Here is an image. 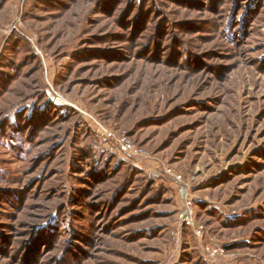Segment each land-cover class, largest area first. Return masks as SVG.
<instances>
[{
  "label": "rangeland",
  "instance_id": "1",
  "mask_svg": "<svg viewBox=\"0 0 264 264\" xmlns=\"http://www.w3.org/2000/svg\"><path fill=\"white\" fill-rule=\"evenodd\" d=\"M0 264H264V0H0Z\"/></svg>",
  "mask_w": 264,
  "mask_h": 264
},
{
  "label": "built area",
  "instance_id": "2",
  "mask_svg": "<svg viewBox=\"0 0 264 264\" xmlns=\"http://www.w3.org/2000/svg\"><path fill=\"white\" fill-rule=\"evenodd\" d=\"M102 140L105 142V144L109 147L110 151L116 152V153H130L135 154L137 157H147V151L143 150L140 147H137L132 143V141L128 137H123L122 139H116L114 137V133L112 131L104 130L101 132ZM117 142V143H116ZM167 171V170H166ZM168 172V171H167ZM162 170L155 169L152 172V176L154 179H159L162 176ZM177 181L179 182V185L181 187V193L187 194V185L182 180L181 176H177ZM195 208L193 201L186 197V205L185 209L182 213L181 220L182 223L186 226L194 228L195 234L198 237L202 236V227H196L195 223ZM223 246H220L219 242H216L213 249L208 248V254L211 256V259H217L221 256H224V251H222Z\"/></svg>",
  "mask_w": 264,
  "mask_h": 264
}]
</instances>
